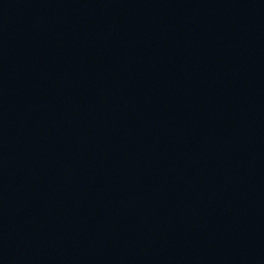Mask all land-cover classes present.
<instances>
[{"label":"water","instance_id":"obj_1","mask_svg":"<svg viewBox=\"0 0 264 264\" xmlns=\"http://www.w3.org/2000/svg\"><path fill=\"white\" fill-rule=\"evenodd\" d=\"M0 264H264V0H0Z\"/></svg>","mask_w":264,"mask_h":264}]
</instances>
